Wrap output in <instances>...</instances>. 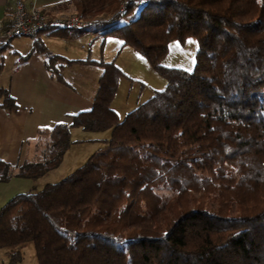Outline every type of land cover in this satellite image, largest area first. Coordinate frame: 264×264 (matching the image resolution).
Returning <instances> with one entry per match:
<instances>
[{"label":"trees","instance_id":"16d2710c","mask_svg":"<svg viewBox=\"0 0 264 264\" xmlns=\"http://www.w3.org/2000/svg\"><path fill=\"white\" fill-rule=\"evenodd\" d=\"M72 1L87 27L41 29L111 33L166 83L120 117L122 70L73 60L102 69L91 108L40 128L34 159L15 169L0 159V182L57 167L79 141L71 127L109 136L63 178L1 205L0 248L32 241L37 264H264V0ZM190 36L193 68L163 65L169 42ZM0 105L15 107L1 87Z\"/></svg>","mask_w":264,"mask_h":264},{"label":"crops","instance_id":"0c3cea01","mask_svg":"<svg viewBox=\"0 0 264 264\" xmlns=\"http://www.w3.org/2000/svg\"><path fill=\"white\" fill-rule=\"evenodd\" d=\"M26 1L44 6L55 0ZM12 11L13 0H0V22L10 18ZM97 17L106 19L110 14L102 13ZM54 28L39 29L34 36H29L30 39L26 38L28 36H15L0 43V87L8 91L15 103L13 108L0 105V159L14 169L24 159L32 160L36 157V138L40 128H49L60 122L68 123L72 115L90 109L98 88L101 67L88 61L72 62L88 58L100 59L92 57V43L86 46L80 36L72 38L60 31H53ZM92 30L87 35L98 38L101 31ZM107 34H101L102 38L105 39ZM38 44L41 47H37ZM48 55L56 56L53 64L57 70L46 67ZM136 102L139 103L138 100ZM77 129L81 128L71 127L70 135L72 132L83 131ZM104 138L77 136L73 139L79 141L73 144L93 141L102 146ZM12 177L19 176L13 174ZM5 183L0 182V207L7 196L18 193L15 191L17 189L8 193L9 188L2 186Z\"/></svg>","mask_w":264,"mask_h":264},{"label":"rangeland","instance_id":"374dc122","mask_svg":"<svg viewBox=\"0 0 264 264\" xmlns=\"http://www.w3.org/2000/svg\"><path fill=\"white\" fill-rule=\"evenodd\" d=\"M80 37V40H85L86 46L92 43V57L105 58L107 59L105 61H113L122 70L123 75L118 80L115 96L111 103V106L118 111L120 117L126 111L132 109L138 103L136 102L137 100L140 102L165 86V79L150 66L148 60L130 45H121L120 39L115 35L107 34L105 39L102 38L101 34H99L98 38H92L87 34ZM26 38H29V36ZM197 48L198 44L194 36L188 37L183 44L172 40L168 44L167 53L161 60V63L169 67H180L190 70L195 63ZM109 133L108 129L100 131L83 130L72 132L70 136L72 139L77 136L80 138H103L108 137ZM71 145L65 151L58 166L50 169L46 175L43 174V176L36 178L35 182L30 178L11 176L13 179L10 181H8L9 179L6 180L5 182L7 183L2 186L9 188L8 193L12 190L14 191V189H17L15 191L18 193L38 190L44 183L48 181L54 182L66 176L74 168L81 165L95 149L101 147L99 142L93 141H84L77 145L72 143ZM156 191L163 199L171 200L175 194L174 190L165 185L157 186ZM13 194H9L10 196H7L5 201H3L6 202ZM14 251H19V260H16L11 254ZM0 264H37L33 242L27 241L0 248Z\"/></svg>","mask_w":264,"mask_h":264},{"label":"built area","instance_id":"2783aa9c","mask_svg":"<svg viewBox=\"0 0 264 264\" xmlns=\"http://www.w3.org/2000/svg\"><path fill=\"white\" fill-rule=\"evenodd\" d=\"M72 6V0H55L44 6L13 0L12 16L0 22V43L15 36H34L47 23L71 28L87 27L90 20L75 14Z\"/></svg>","mask_w":264,"mask_h":264}]
</instances>
